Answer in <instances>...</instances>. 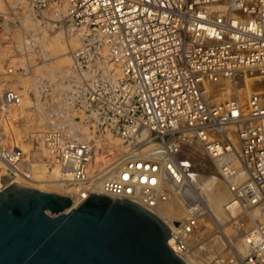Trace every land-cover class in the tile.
<instances>
[{
    "label": "built area",
    "instance_id": "built-area-1",
    "mask_svg": "<svg viewBox=\"0 0 264 264\" xmlns=\"http://www.w3.org/2000/svg\"><path fill=\"white\" fill-rule=\"evenodd\" d=\"M62 1L30 6L42 20L48 5ZM66 1L63 23L84 28L81 38L98 51L106 45L123 72L119 106L101 125L122 145L110 175L88 173V143L68 136L52 142L65 181L80 186L77 206L96 194L155 215L175 201L180 219L155 216L169 229L167 245L192 264L194 235L214 223L181 160L196 143L240 211L227 223L229 234L221 233L224 250L212 264H264V0ZM6 154L0 158L11 174L28 178L16 153Z\"/></svg>",
    "mask_w": 264,
    "mask_h": 264
},
{
    "label": "rangeland",
    "instance_id": "rangeland-1",
    "mask_svg": "<svg viewBox=\"0 0 264 264\" xmlns=\"http://www.w3.org/2000/svg\"><path fill=\"white\" fill-rule=\"evenodd\" d=\"M0 4V116L4 117V114L6 116L8 106L16 104L18 99H21L19 103L22 102V104L16 106L19 105L23 111L22 115H17L8 123L7 130L0 125V151L4 153V156L7 155L6 153H16L18 167L28 177L12 175L8 163L0 158V189L18 181L26 185L25 181L29 178L35 181H49L53 177L65 185L78 188L80 186L67 183L64 175L59 171L55 163L57 157L53 154L51 147L52 142L68 136L92 146L97 136L103 132L101 128L103 122L112 120L113 111L119 106L117 80H113L103 72L100 52L96 49V45L85 36L81 38L83 33L73 36L74 30L63 23L61 14L44 16L45 19L42 20L38 16L35 28H32L24 26L23 22L27 11L33 13L30 0L25 2L9 0L7 6L0 0ZM56 31L62 32L65 36H71L73 41L67 43L64 37L63 49L60 47L55 50L44 49L46 38ZM59 59H62L61 68L66 66L68 73L56 74L48 71H44L43 74L37 73L43 70L44 66H53L52 64ZM7 94L13 95L14 102L4 101ZM23 113L28 114L30 126L21 131V143L17 145L8 135L10 131L13 134L16 132V126L22 119ZM77 125L87 127L86 135L79 131ZM108 132L115 135L111 131ZM202 152L206 157L203 150ZM188 153L190 152L183 154V159L188 156ZM185 161L186 159L184 163ZM185 164L191 167L190 163ZM56 165L58 172L55 176L53 169ZM221 187L225 189L223 185ZM40 191L64 196L54 188ZM228 198L223 203L224 208L229 206L236 208V213L231 215L236 217L240 212L239 208L236 202L231 201L230 196ZM210 212L212 214L211 209ZM180 213L179 208L174 207L171 215L180 217ZM226 219L221 224L218 223L221 228L228 227L227 223L231 218L228 216ZM214 223H207L209 228L206 231H204L205 227H202L199 233L203 234V237L199 235L193 241L190 249V254L193 252L192 258L190 256L188 258L192 260V264H212L211 261L218 255L217 253H223V244L220 250L211 252V258H208L209 255L195 253L204 237L216 235L224 243L222 234H219L224 231L222 229L220 231V227L217 228L215 219Z\"/></svg>",
    "mask_w": 264,
    "mask_h": 264
},
{
    "label": "water",
    "instance_id": "water-1",
    "mask_svg": "<svg viewBox=\"0 0 264 264\" xmlns=\"http://www.w3.org/2000/svg\"><path fill=\"white\" fill-rule=\"evenodd\" d=\"M69 198L10 183L0 189V264H185L167 226L142 206Z\"/></svg>",
    "mask_w": 264,
    "mask_h": 264
},
{
    "label": "bare ground",
    "instance_id": "bare-ground-1",
    "mask_svg": "<svg viewBox=\"0 0 264 264\" xmlns=\"http://www.w3.org/2000/svg\"><path fill=\"white\" fill-rule=\"evenodd\" d=\"M17 1L25 2L26 0H17ZM8 2H9V0H1V3H3V5H5V6H7ZM66 8H67V1L66 0H63L62 2H60L59 4H56V5H48L47 9L43 13V16L51 17L55 14H63L65 12ZM29 12L30 11H27V13L25 14V17L23 20L24 26L26 25V26L35 28V21H37L38 16L33 14V13H29ZM36 30H37V28H36ZM84 32H85L84 28L75 29L73 36H77V35L82 34ZM64 37L66 40L64 39ZM64 40L67 43H69V42L71 43L73 41V38H71V36L63 35L62 32H60V31H56L53 35L46 38V41H45V44L43 45V48L49 49V50H55L58 47H60L61 49H63V47L65 46ZM99 52H100V56H101V62H100V64L102 65L101 68H102L103 72L106 73V76L112 78L113 80L121 79L123 76L122 67H121L120 63L117 62L111 56L107 46L102 44L99 48ZM61 63H62V59H59V61L57 60V62L52 64L53 66H49V67L44 66V68H42L43 70H39V71L36 70V71H37V73H41V74H43L44 71H48L49 73H56V74L68 73L69 72V70H67L68 68H66V66H62V68H61ZM20 101H21V99H20ZM20 104H22V102L19 103V105ZM19 105L18 106H12L9 109V111L7 112L6 116H5V114H4V117L0 116V125L3 126L4 130L8 129L7 125L11 120H13L15 117H17V115H19L23 112L20 109ZM4 113H6V112H4ZM29 121H30V118L28 117V114L23 113L22 119L19 120V122L16 126L17 127L16 132L14 134L11 131L9 132L8 136H10V139H12L13 142H15L17 145L19 143H21V140H20L21 134H22L21 131L25 130L26 128H29V126H30L28 124ZM77 128L79 129V131L82 132V134L86 135V133H87V127L86 126H83V125L78 126L77 125ZM2 142H3V140H2ZM10 142L12 143V141H10ZM120 142L121 141L118 137L110 134L108 131H103L102 133H100L99 136H97L93 145L91 146V153H90L89 162L86 165L87 171L89 173H91L93 170L98 168V169H100L99 171L102 174V176L110 175V173H112L114 166L116 164L117 154L120 151H122V145ZM185 152H190V153H188V156H186V158H184V159H186L185 163H187L188 165L190 163L191 167H189V172L190 173L193 172V174L191 176L193 177L192 179L194 181V184H195L196 188L198 189L200 195H202V198L205 201V204L208 205V206L207 205L206 206H207L209 212H210V209L212 210L213 215L211 214V216H214L213 218L216 220L217 225H219L218 223L221 224L222 222L227 220L226 218L228 216L231 217V215L236 213V208H234L232 206L224 208L223 203L228 198V196H230V195L226 189H222V187H221L222 184L220 183L217 174H215V170H214L213 165L203 155L202 149L198 144L195 143V144H191L190 146L186 147V149H184V151H183V154ZM183 157L184 156L182 155L181 160H183V162H184ZM57 172H58V167L56 165L53 169V174L56 176ZM14 183H19V181L13 182L12 184H14ZM25 183H26V185L20 184V183L19 184L24 186V187L30 188V189H36V190L38 189L39 191L43 190V189L47 190L50 188L56 189L59 194H62V195H64V197H67L70 199V201H71L70 208H75L78 204V191H79L78 188H80V187H78V188L76 186L70 187L68 185L63 184V182L56 180L54 177L52 180H49V181H35V180H31L29 178L28 180L25 181ZM174 207L179 208V210L181 212L180 217L179 216L177 217L175 215H171V212L174 209ZM158 208H159L158 209L159 214L161 213V214H164L166 216H170V217L177 218V219H180L182 217V214H183V212L180 208V205L178 203H176L175 201H172L171 203L170 202L169 203H163ZM158 213H155V215H158V217H159ZM163 221H165V220H163ZM207 223L208 222H206V221L204 222V225H203V227H205L204 231H206L207 228H209L208 224H210V223H208V224ZM224 224H226V223H224ZM217 228H219L220 231L223 230L224 233L229 234V228H223V226L221 228L220 225L217 226ZM200 229H202V227ZM200 229L197 231V234L194 235V238H198V236L201 235ZM219 234H221V233H219ZM222 244H223V242L219 236L215 235L213 237L212 236H209L207 238L204 237L200 241V245L197 246L196 252H195V250H194V252L197 254L202 253V254H205L206 256L209 255L208 258H211V256H212L211 252L214 250H217V251L220 250V247L222 246ZM192 253L189 254V256L191 258H192ZM184 261H185V259H184ZM185 264H188V263L185 261Z\"/></svg>",
    "mask_w": 264,
    "mask_h": 264
}]
</instances>
